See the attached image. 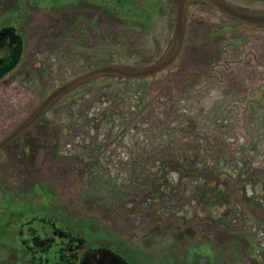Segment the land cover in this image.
<instances>
[{"label": "rangeland", "instance_id": "1", "mask_svg": "<svg viewBox=\"0 0 264 264\" xmlns=\"http://www.w3.org/2000/svg\"><path fill=\"white\" fill-rule=\"evenodd\" d=\"M222 1L264 15V0ZM178 3L0 0V29L23 39L0 80V143L77 76L170 56ZM50 223L130 264H264V25L191 2L167 69L84 82L1 147L0 264H59L65 240L32 242Z\"/></svg>", "mask_w": 264, "mask_h": 264}, {"label": "trees", "instance_id": "2", "mask_svg": "<svg viewBox=\"0 0 264 264\" xmlns=\"http://www.w3.org/2000/svg\"><path fill=\"white\" fill-rule=\"evenodd\" d=\"M22 54V37L13 27H2L0 29V80L18 66ZM207 171L203 174L205 179L217 184L221 183L220 175L226 173L221 169ZM177 173L180 178H192L190 174L183 172V169L177 170ZM50 226L52 227L51 237L41 239L34 235L32 242L38 252L48 253L56 238L65 240L64 246L59 249V264H130L126 258L106 245L90 248L82 236L76 235L70 230L56 227L53 223H50Z\"/></svg>", "mask_w": 264, "mask_h": 264}, {"label": "water", "instance_id": "3", "mask_svg": "<svg viewBox=\"0 0 264 264\" xmlns=\"http://www.w3.org/2000/svg\"><path fill=\"white\" fill-rule=\"evenodd\" d=\"M194 1H201L208 3L214 8L220 10L227 16L232 19L242 22L247 25H264V15H250L246 14L231 5L227 4L222 0H179L176 9V19L174 24V32H173V40L171 44V48H174L173 53L169 56L166 54L163 59L144 70L140 71H126L120 67L115 66H106L98 69L91 70L90 72L84 73L76 78L70 80L65 83L54 92H52L40 105L36 113L33 117L23 124L20 128L11 133L5 140L0 143V148L18 137L25 130H27L31 125H33L41 114L60 96L65 94L66 92L72 90L76 86L87 82L93 78H97L100 76H116L124 79H135V78H143V77H155L158 73L167 69L176 59L179 51L182 48L183 40H184V30H185V19L188 11V4Z\"/></svg>", "mask_w": 264, "mask_h": 264}]
</instances>
